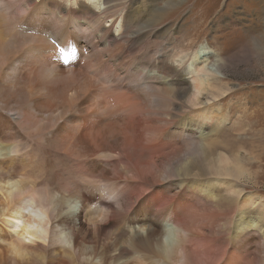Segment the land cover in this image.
I'll return each instance as SVG.
<instances>
[{
	"label": "bare ground",
	"instance_id": "bare-ground-1",
	"mask_svg": "<svg viewBox=\"0 0 264 264\" xmlns=\"http://www.w3.org/2000/svg\"><path fill=\"white\" fill-rule=\"evenodd\" d=\"M169 3L0 0V264H264L249 49L146 47Z\"/></svg>",
	"mask_w": 264,
	"mask_h": 264
},
{
	"label": "rangeland",
	"instance_id": "rangeland-1",
	"mask_svg": "<svg viewBox=\"0 0 264 264\" xmlns=\"http://www.w3.org/2000/svg\"><path fill=\"white\" fill-rule=\"evenodd\" d=\"M163 7L156 17L158 27L165 28L159 32L158 38L145 41L146 47H164V43L174 37L175 47L181 48L182 42L190 41L192 49L207 41L215 47L213 51L222 48L227 56L248 48V62L229 72L228 77L233 84L231 93L236 88L242 89L236 94V99L248 109L264 105V0H172ZM174 24L175 33H166L168 28L173 29ZM196 25L198 28L194 29ZM234 101L231 99L230 104ZM46 159L47 166H52L57 158L53 152H46ZM60 179L61 174L50 170L49 175L40 181V186L48 185L56 191ZM258 188L264 199V184L260 183Z\"/></svg>",
	"mask_w": 264,
	"mask_h": 264
},
{
	"label": "clouds",
	"instance_id": "clouds-1",
	"mask_svg": "<svg viewBox=\"0 0 264 264\" xmlns=\"http://www.w3.org/2000/svg\"><path fill=\"white\" fill-rule=\"evenodd\" d=\"M32 220H29L21 225L18 231L21 234V239H29L32 233L43 232V224L45 216L41 210H36L32 213ZM34 238V237H33Z\"/></svg>",
	"mask_w": 264,
	"mask_h": 264
}]
</instances>
